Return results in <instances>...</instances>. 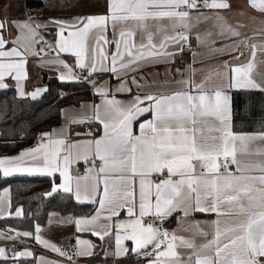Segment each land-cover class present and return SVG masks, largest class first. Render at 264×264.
<instances>
[{"label":"snow or ice","instance_id":"obj_1","mask_svg":"<svg viewBox=\"0 0 264 264\" xmlns=\"http://www.w3.org/2000/svg\"><path fill=\"white\" fill-rule=\"evenodd\" d=\"M249 5L264 13V0H249ZM229 7L227 0H108V14L77 16L72 18L70 23L54 19L52 23L59 28L57 43L60 52L73 53L81 69L90 70L91 73L112 72L120 79L119 69L127 68L141 60L167 63L170 62L169 57L183 51L189 36L179 29L192 27L188 23L192 18L189 10H222ZM165 18L171 23H163ZM194 18L197 22L209 19L203 13ZM109 21L112 22L114 31L117 25H123L119 38L112 41L103 35ZM150 21L155 23L150 25ZM13 23L28 29L33 38L38 35L28 21ZM5 26V22L0 21V58H7L0 59V89L9 87L4 82L5 77L14 74L18 94L24 97L26 93L19 82L27 76L24 69L28 49L21 51L13 47L6 50L9 41L5 40L2 34ZM42 26L44 25H36ZM66 29H72L67 32V36ZM229 30L234 36L240 35L236 29L229 27ZM137 33L139 42L136 40ZM160 33L164 36L157 43L155 37ZM197 39L201 40V37L197 36ZM90 40L95 41L94 47H90ZM102 44H115L116 50L111 54V67L103 63L108 56L105 55ZM169 45L175 46L176 52H169ZM241 46L246 48L247 42L240 41L234 51L243 55ZM252 49V59L245 64L230 65L227 61L224 62L225 69L231 74L227 85L209 88L208 77L200 83H195V69L189 65L188 79L176 82L184 87L170 94L144 92L137 93L129 101H121L109 90L96 88V93L102 98L101 104L91 107L94 119L103 126V132L93 140L83 142V156L80 153L76 155L77 159L82 158L89 162V153L92 154L93 167L88 169V174L82 178L73 181L68 171L73 160L72 150L81 147V142L66 144L65 139L53 138L54 135L62 134L63 129L41 133L40 143L21 150L17 156L0 157V171L5 177L14 173L51 176L59 172L63 183L54 185L46 195L52 196L62 190L72 194L77 201L82 198L91 199L97 195L102 182L103 194L99 197V205L101 210L107 208L110 212L109 219L118 216L119 210L125 207L130 217L152 214L160 221L171 216L178 208L184 211L185 216L188 215L189 208L202 213L217 214L216 220L207 222L214 227L213 238L201 245L200 250L189 255L186 261H183L176 251L177 241L184 247L195 249L193 241L154 227L152 223L145 226L140 218L115 225L116 228L131 229L130 234L124 238L135 242L132 252L140 254L141 250L147 249L149 245L153 246L152 253H143L155 256L149 264H264V159L245 163L238 158V153L242 156L252 155L249 145L254 142L264 144V130L255 134L234 132L232 98L229 95L230 89L264 92V72L253 75L255 44ZM89 52H95L96 56L86 62ZM48 63H59L68 67L62 60ZM177 72L180 70L177 69ZM72 76L74 74L69 71L62 73L59 78L64 80ZM91 83L95 87V81ZM132 83H137L135 77L132 78ZM46 91V88L36 89L30 95L32 99H36ZM124 91L131 93L132 89L122 80L116 92ZM144 113H150L152 118L139 124L137 135L133 131V122ZM86 119L89 118L72 119L70 123L83 124ZM205 129L215 134L205 135ZM255 154L264 157V147L256 149ZM97 159L100 162L98 168ZM26 163L32 166H24ZM231 166H235V172L229 170ZM256 170L262 174H249ZM153 174L166 178L154 182L150 179ZM222 205H227V214L236 217L231 226L223 228L219 218L225 214L220 211ZM22 214V209L17 208L15 215ZM96 219L97 217L81 218L76 219L75 223L79 230L83 225L93 224ZM39 232L40 228L37 226L35 234L25 231L17 232L16 236L34 238L44 247L66 255L55 244L42 239ZM94 234L103 239L107 232ZM200 234L208 235L204 231ZM3 235L0 233V236ZM120 239L117 235L118 247L113 253L115 256L127 255L129 251L119 246ZM79 243L91 247L87 241ZM79 254L92 253L85 251ZM32 255L30 250L24 249L8 257L6 249L0 247V257L5 259L15 261L16 258Z\"/></svg>","mask_w":264,"mask_h":264},{"label":"crops","instance_id":"obj_2","mask_svg":"<svg viewBox=\"0 0 264 264\" xmlns=\"http://www.w3.org/2000/svg\"><path fill=\"white\" fill-rule=\"evenodd\" d=\"M25 1L26 0H0V21L5 22V29L3 30L4 39L9 41L6 45V50L11 49L13 47L19 48L21 51H24L26 48L28 49L25 59V72L27 76L25 79L21 80L19 84L23 87L26 95L24 97H31L30 93L34 92L36 89H45L46 81L48 80L51 73H55L58 77L62 73H68L71 71L74 74V67L77 65V58L71 52H61V57H38L37 49L38 46L42 44L40 39L39 30H53L56 33V46L59 50V45L57 41L59 40V28L56 24L52 23L54 19L64 20L67 22H71L72 18L77 16H87V15H105L108 14V0H41L42 3L38 6L32 7L31 14L29 18L25 16ZM230 4L228 9L222 10H211V9H203V10H189L190 17H192L188 23L192 25L190 29H179L182 32H186L189 36L188 42L184 45V48L188 46L194 47L191 52H185L182 56L185 58V66L182 68L178 62L180 53L176 54L174 57H169V61L167 63H152L148 60H141L131 66L118 70V75L120 79L117 78V74L112 72H96L94 75L90 76L87 81L90 85L93 86L91 81H95V87L92 92L95 95V99L83 101L80 105H68L63 108L62 112V122L59 125H56L52 128V130H60L63 129L62 134L54 135L53 138H62L65 139L66 144H72L76 142H81V147L77 149H73V160L72 163L68 167L69 174L73 177V181L76 178H82L77 173V168L82 166L85 162L82 158L77 159V153H80L83 156L85 151V145L83 142L93 140L95 137L102 135L103 126L99 124L97 120L94 119V111L91 106L101 104L102 98L96 93V88H105L110 92L115 94L116 99L121 101H129L133 98L137 93L143 94L144 92L150 93H163L170 94L175 90H179L184 87V85L176 83L180 80H187L190 73L188 71V66L191 65L192 68L195 69V73L193 75V79L195 83H200L205 77H208L207 87H218L221 85H227L229 82V76L231 75L225 69L224 62L227 61L230 65H241L247 63L250 59H252V45H256V56H255V67L253 71V75L257 72H264V13L260 12L258 9L252 8L249 5V0H227ZM187 10V9H186ZM203 13L208 16L209 19L197 22L194 17ZM219 13V16H217ZM31 18V19H30ZM13 21L21 22L28 21V23L35 29L38 35L33 38L29 33L28 29L18 27V24H14ZM165 24H170L171 22L165 18L163 21ZM150 21L149 24L151 25ZM44 25L42 27H36V25ZM123 25H117L114 31L113 24L111 21L107 23L106 30L103 35L109 41L119 38V31ZM229 27L236 29L239 31V36H234L231 34ZM72 29H66L65 36H67V32ZM210 33V35H208ZM164 34L160 33L155 37V42H159L163 39ZM197 36L201 37V40L197 39ZM19 37V39H17ZM137 42H139V33L136 36ZM240 41L247 42V51L240 55L239 52L234 51L237 44ZM90 47L95 46V41H89ZM101 47L104 50L105 55L108 56V59L104 60L103 63L107 67H111V54L115 52V44H102ZM243 46H241L242 49ZM240 49V50H241ZM169 52H176V47L173 45H169ZM195 54V55H193ZM96 56L95 52H89L86 56L87 60ZM239 57L238 59L236 57ZM7 59V58H0ZM14 59V58H13ZM127 57L125 56V61H127ZM53 60H62L65 62L68 67L66 68L64 65L59 63H48V61ZM99 67V65H98ZM177 69L180 72H177ZM135 77L137 83H132V78ZM258 78V77H256ZM75 80V76L64 79V81ZM124 81L127 87L132 89V92L129 93L127 91L124 92H116V89L119 87L121 81ZM4 82L9 86L13 85L16 88V92L18 94L17 81L13 76L5 77ZM137 85H140L138 87ZM195 90L193 89V92ZM232 91H237V89H230L229 95L232 98ZM42 92L38 97L43 95ZM19 96V94H18ZM37 97V98H38ZM32 98V97H31ZM83 117H88L89 119L85 120V123H70L72 119H79ZM152 116L150 113H144L142 116L138 117L137 121L133 122V131L135 134H139V124L151 119ZM95 125L98 126L99 131H97L96 136H92L90 132L86 130V125ZM52 130L48 132H52ZM238 133H247V134H255L258 132H241L235 131ZM79 134V135H77ZM90 134V135H89ZM215 133L209 132L208 129H205V135H213ZM37 144L28 147H35ZM264 147V144L256 141L253 144L249 145V152L253 153L252 155H241L238 153V158L242 159L245 163H255L258 162L264 157L256 155V149ZM27 148V149H28ZM94 151V149H93ZM17 154L11 156H17ZM91 153H89V157L91 160ZM2 157V156H1ZM27 160V158H26ZM98 160V159H97ZM99 161V160H98ZM62 163V162H61ZM100 163V162H99ZM24 166H32L30 163H26ZM97 168L99 166H96ZM235 167V166H234ZM199 168H197V173H199ZM235 172V170L233 171ZM16 174H29V173H14ZM39 173H32L30 175H38ZM88 174V173H87ZM251 175H260L262 173L259 170L253 171L249 173ZM45 175V174H40ZM58 176L59 181L55 185H59L63 183V177L60 176L59 172L53 173L51 176ZM153 174L150 179L154 182ZM7 189V188H6ZM103 184H100V191L97 195H94L91 199H83L79 202H91L96 204V210L93 214L89 216H74L71 214H62L58 211H52L49 215L48 221H46L45 225L39 226L40 232L39 235L42 239L49 241L51 244H57L58 242L63 243H73L78 250V263L79 264H141L142 259H145L147 263L150 260L155 259L154 255H144L143 253L146 251L148 253L153 252V246L149 245L147 249L141 250L139 256L136 260H132L131 262H125L124 257L126 255L115 256L113 253L116 251L118 245L116 241L117 235L120 236V247L126 248L129 251L135 247V242L125 239L124 237L129 235L131 229L125 228H116L115 225L120 222H127L130 219L140 218L145 226L149 224L151 219L158 220L154 215L149 214L143 217L133 216L130 217L127 212V207L119 210L118 216H112L111 219L110 212L107 208L101 210L99 205V197L103 194ZM2 191L0 195V199L5 195L6 204L10 200L9 189L4 192ZM62 191V190H61ZM154 199V198H153ZM210 199V198H209ZM136 203L138 212V203H139V181H136ZM194 203V200H193ZM0 205L1 210H8L4 213H0V217L10 215V203L9 207L7 205ZM220 211L225 213L221 215L219 218L221 220V227L231 226L232 223L235 222L236 217L233 215L227 214L228 209L227 205H222ZM175 215L174 223L168 227V232L172 234L173 232L177 236H183L186 239H189L194 242L196 245L195 249H190L184 247L179 244L177 241L176 251L180 254V258L183 261L187 260V257L191 255L194 251L200 250V246L207 243L208 240L213 238L214 227L207 222H211L217 219L216 213H202L199 211H193L191 208L188 209V215L185 216L184 211L181 209H177L172 213V217ZM167 217L163 222L170 218ZM97 217L96 221L90 225H83L81 229L78 230L77 225L75 223L76 219L81 218H89ZM199 222V223H197ZM207 232L208 235H201L200 232ZM95 232H107L104 235L102 244H106L105 255L102 259L96 262H88V257L90 255H81L80 252H93L96 242L90 236L86 234H91L95 237L100 238L95 235ZM10 235L0 236V241H18L19 240L16 235H11L15 237L14 239H9ZM80 241H87L90 243L91 247L87 245H81ZM33 243H35L38 247L51 250V248H46L42 243L38 242L34 239ZM0 247H3L0 245ZM25 248L15 247L12 248L9 252H6L8 257H12L15 252L24 250ZM29 250V249H27ZM32 252V250H30ZM53 251V250H51ZM128 251V252H129ZM132 252V251H131ZM33 253V252H32ZM134 253V252H133ZM30 258H34V264H66L55 260L48 255L38 254L29 256ZM3 258V257H0ZM43 258V260H41ZM264 259V258H262ZM12 260V264H19V258H16L14 261Z\"/></svg>","mask_w":264,"mask_h":264},{"label":"trees","instance_id":"obj_3","mask_svg":"<svg viewBox=\"0 0 264 264\" xmlns=\"http://www.w3.org/2000/svg\"><path fill=\"white\" fill-rule=\"evenodd\" d=\"M41 0H26L30 8L38 6ZM47 91L40 97L18 96L11 85L0 89V157L11 156L34 145L35 138L62 122L65 106L80 105L83 101L95 99L88 83L80 80H61L51 73L46 81ZM64 93V95H62ZM232 125L235 131L260 132L264 130V92L259 90L232 91ZM97 131H99L97 126ZM59 181L58 176L16 174L3 176L0 171V195L4 189L10 192V215L0 217V233L16 235L17 232H33L37 226L46 224L52 211L74 216H89L96 210V204L79 202L70 193L59 191L52 196L51 191ZM17 208L22 215L16 216ZM175 215L165 221L171 226ZM95 240L96 245L88 262H96L105 255V245L101 238L86 234ZM23 242L33 243L34 238L18 236ZM71 243V242H70ZM137 253L129 251L125 262L136 260ZM34 258L21 257L19 264H34ZM0 264H12L11 259L0 258ZM141 264H149L142 259Z\"/></svg>","mask_w":264,"mask_h":264},{"label":"built area","instance_id":"obj_4","mask_svg":"<svg viewBox=\"0 0 264 264\" xmlns=\"http://www.w3.org/2000/svg\"><path fill=\"white\" fill-rule=\"evenodd\" d=\"M206 8H201L198 10H203ZM25 16L29 18L32 10L29 6H27L26 1H25ZM40 33V39H41L42 44L38 46L37 53L38 57H61L62 53L58 50L56 46V33L53 30H39ZM194 47L188 46L183 49V51L180 53L179 56V64L183 68L185 66V58L182 56L185 52H191ZM43 49V50H42ZM247 47H242L241 51L243 54L247 51ZM95 73H91L90 70H85L81 69L79 66L74 67V76L75 80H80L83 82H86L89 84L91 90H93V86L90 85V83L87 81V79L94 75ZM64 95V93H62ZM86 130L92 134V136H96L97 133V127L93 124L91 125H86ZM41 142V133L35 138L34 143L38 144ZM99 161L96 160V166H99ZM92 163L91 160L89 162H84L82 166L77 168V173L80 174L81 176H85L88 173V169L92 168ZM230 171H234L235 167L231 166ZM154 180L156 182L159 181V179L166 178L165 176H160V175H154ZM149 223H152L154 227H160L162 230H168L167 225L160 220H155L151 219ZM0 245L4 246L6 249V252H9L12 248L15 247H20V248H25L32 250L33 254L36 256L38 254H45L48 255L49 257L58 260L60 262L66 263V264H79L78 263V250L76 249L77 247L73 243H63V242H58L56 246L60 248L66 255H60L59 253L47 249H43L38 247L35 243L31 242H18V241H0ZM68 257H71L69 259Z\"/></svg>","mask_w":264,"mask_h":264},{"label":"rangeland","instance_id":"obj_5","mask_svg":"<svg viewBox=\"0 0 264 264\" xmlns=\"http://www.w3.org/2000/svg\"><path fill=\"white\" fill-rule=\"evenodd\" d=\"M5 190H7V189H5ZM4 192H6V191H4ZM10 193V192H9ZM4 194H7V193H3V196L1 197V199H0V205L1 206H3L4 207V205L6 204V202L4 201L5 200V195ZM9 203H10V200H9V202L6 204L7 206L6 207H9ZM5 211H8V210H1V212L0 213H4ZM9 215V214H8ZM13 215H15V214H13ZM3 217V216H2Z\"/></svg>","mask_w":264,"mask_h":264}]
</instances>
